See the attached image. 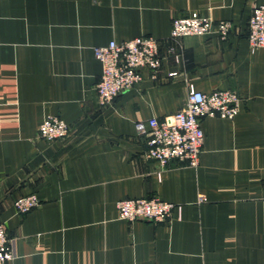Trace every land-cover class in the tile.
Listing matches in <instances>:
<instances>
[{
	"label": "crops",
	"instance_id": "1",
	"mask_svg": "<svg viewBox=\"0 0 264 264\" xmlns=\"http://www.w3.org/2000/svg\"><path fill=\"white\" fill-rule=\"evenodd\" d=\"M260 4L0 0V222L14 251L0 264H264V48L247 41ZM193 11L234 29L184 36L169 54L172 20ZM137 36L160 40L161 68L99 108L92 48ZM189 86L235 90L239 111L202 119L196 166L162 167L134 124L175 113ZM49 114L68 137H38ZM29 193L40 204L17 213L13 201ZM151 197L178 208L165 222L118 217L117 200Z\"/></svg>",
	"mask_w": 264,
	"mask_h": 264
},
{
	"label": "built area",
	"instance_id": "2",
	"mask_svg": "<svg viewBox=\"0 0 264 264\" xmlns=\"http://www.w3.org/2000/svg\"><path fill=\"white\" fill-rule=\"evenodd\" d=\"M234 29L229 20H217L196 11L187 16L174 18L168 36L170 45L167 52L173 54V43L184 36H203L215 33L226 38ZM247 41L250 50L264 48V5L252 8L247 20ZM94 57L101 65V73L95 85L96 103L99 108L112 104L121 92L133 87L142 80V71L148 70L152 77L162 66L161 42L150 36H137L92 48ZM169 72L168 75H172ZM241 96L235 90H213L204 93L189 86L184 105L173 114L162 118L150 117L135 122L136 135L146 145L144 156L162 167L171 161L187 166H196L204 141L201 121L204 117L232 119L239 111ZM38 137L44 140H57L69 136L70 126L55 115H47L37 128ZM199 196L198 202L204 201ZM40 204L34 193L19 196L13 207L24 214ZM118 217L126 221L146 220L151 222L167 221L178 206L156 197L126 198L115 202ZM14 257L12 240L0 222V263Z\"/></svg>",
	"mask_w": 264,
	"mask_h": 264
}]
</instances>
